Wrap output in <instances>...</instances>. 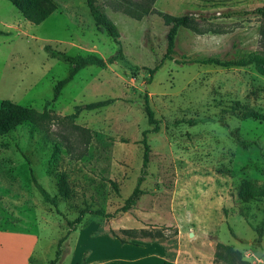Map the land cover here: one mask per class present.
Here are the masks:
<instances>
[{
  "label": "rangeland",
  "instance_id": "obj_1",
  "mask_svg": "<svg viewBox=\"0 0 264 264\" xmlns=\"http://www.w3.org/2000/svg\"><path fill=\"white\" fill-rule=\"evenodd\" d=\"M52 1L56 10L35 25L0 0V102L39 112L48 102L60 117L77 105L111 103L82 110L74 119L91 134L79 159L82 144L65 121L45 131L23 124L0 136V232L12 233L0 237V264H21L28 252L29 264H50L67 231L65 221L80 211L81 223L59 245L55 264H85L96 252H117L120 243L111 230L129 245L161 251L168 262L178 254L183 264H218L213 253L222 243L242 261L264 264V232L256 246L252 230L264 216V198L243 203L236 196L242 179L264 184V122L241 121L230 111L236 101L264 114V77L253 67L191 62L262 52L264 18L256 12L264 0H156L139 20L124 13L125 2L143 5L142 0H95L119 31L123 57L117 60L118 45L97 31L85 0ZM163 15L189 17V27L177 31L170 59L162 58L168 28ZM44 46L68 56L93 54L106 64L79 70L53 102V88L67 77L69 65L50 58ZM145 93L159 122L155 133L143 112ZM144 130L150 152L141 173ZM231 130L254 146L241 151ZM60 173L68 182L67 198L58 192ZM139 176L134 206L119 211ZM34 180L56 198L61 215L42 200ZM96 210L113 217L90 214ZM122 229H144L153 236L131 238Z\"/></svg>",
  "mask_w": 264,
  "mask_h": 264
},
{
  "label": "trees",
  "instance_id": "obj_2",
  "mask_svg": "<svg viewBox=\"0 0 264 264\" xmlns=\"http://www.w3.org/2000/svg\"><path fill=\"white\" fill-rule=\"evenodd\" d=\"M22 16V18L31 24L38 25L47 19L55 10L56 6L52 0H7ZM144 2L143 5H132L129 2H125V6L128 8V11L124 12L130 18L139 20L141 17L146 16L151 13L150 7L155 3L156 0H142ZM85 4L87 6L90 17L93 20L94 26L100 33L105 34L109 37L115 44H117V55L113 57V60L122 59V53L119 45V31L115 24L110 20V18L105 14L104 10L96 4L95 0H85ZM138 11V13H133L134 9ZM261 18H264V3L256 12ZM163 23L167 28V32L165 35L166 39V47L165 53L163 55V59H170L171 55L174 53L175 48V38L177 35V31L179 28H188L189 27V17L184 15L180 17H173L169 15L162 16ZM260 43H262V39L264 38V31L261 32ZM43 50L47 53L50 58L57 59L61 62H64L69 65V71L66 78L59 80L56 82L53 88L52 101L54 102L59 95L61 88L69 82L76 73L85 68L86 66H95L98 68H102L105 66L106 62L104 59L90 54L87 56H68L63 52L52 49L50 46H44ZM193 63L199 64H207L214 65L221 68H229V67H253L255 72L264 77V50L262 52H253L252 54L238 58L236 60H221L218 58L208 57L204 59H198L191 61ZM154 73V69L148 70V76ZM143 99V112L148 125L152 126L151 132L155 133L158 131V120L154 117V113L149 105V99L147 94L145 93L142 97ZM111 103L110 99L90 102L84 105H77L74 107V111L71 114L66 116H58L53 113L51 109H48L49 103L45 102L43 110L41 112L36 111L32 108H27L21 105H18L10 100H2L0 102V136L5 135L11 131H14L17 127L23 124H31L34 125L43 131L47 130L49 125L54 122H67L71 124L72 129L77 133L78 139L82 144V148L76 154L75 158L79 159L83 157L86 153V148L90 142L91 134L88 129L82 128L78 125L74 124V119L77 118L78 114L82 111H92L103 108ZM232 106L230 107V111L233 112L235 116H237L241 121L245 120H254L258 122H264V114L247 110L242 108L238 102H232ZM195 121H189V125H195ZM222 127H227L225 123H221ZM45 129V130H44ZM147 130L142 132V138L140 143L142 145V162H141V170L143 173L148 161H149V146L146 140ZM229 136L234 140L236 146L243 152H248L252 146H254V142H248L244 140L236 130L229 131ZM53 150L58 149V143L53 144ZM68 150H70L68 148ZM142 176L137 178V182L135 187L129 196L124 200L123 205L120 207L119 211L126 212L130 208H132L138 198L139 193L141 192L139 186L142 182ZM113 187H115L114 183H111ZM34 186L38 191L42 200L48 205L52 206L56 213L61 215L60 211L57 209V200L55 197H52L46 192L35 180ZM57 188L60 197L67 198L70 195V190L68 187V182L64 173H60L57 181ZM237 199L243 203H247L250 201H257L264 198V184L254 185L249 181L242 179L239 183L237 192ZM90 214H94L104 218L113 217L112 214L104 213L101 210L90 211ZM83 216V211L78 213V216L72 220H66L65 223L67 225V231L63 237H61L57 242V249L55 252L54 259L50 262V264H55L56 259L60 256L59 245L68 238L71 231L76 229V226L81 223V219ZM252 230L256 234L255 245L259 246L261 242V238L264 232V216L260 223L253 227ZM122 235L128 237H152L153 234L144 229L136 230V229H122L120 230ZM110 234L113 238L117 239L120 244H127L124 239L117 236L112 230ZM233 238L235 235L231 232ZM213 261L218 264H237L238 262L241 264H248L242 261L240 254L234 250L231 246L224 245L222 243H217L215 245V250L213 253Z\"/></svg>",
  "mask_w": 264,
  "mask_h": 264
},
{
  "label": "crops",
  "instance_id": "obj_3",
  "mask_svg": "<svg viewBox=\"0 0 264 264\" xmlns=\"http://www.w3.org/2000/svg\"><path fill=\"white\" fill-rule=\"evenodd\" d=\"M11 235L12 233L7 232V230L0 232V237ZM2 247L3 244H0V249ZM115 251V253L105 250L96 252L87 259L85 264H183L178 254L171 262H168L163 258L161 251L153 250L149 246L120 244V247ZM29 259L30 252L24 253L21 264H29Z\"/></svg>",
  "mask_w": 264,
  "mask_h": 264
}]
</instances>
